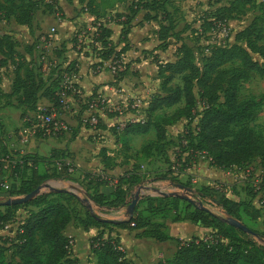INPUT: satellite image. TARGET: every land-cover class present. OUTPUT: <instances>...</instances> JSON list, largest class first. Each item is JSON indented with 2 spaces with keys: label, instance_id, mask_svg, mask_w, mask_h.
<instances>
[{
  "label": "trees",
  "instance_id": "trees-1",
  "mask_svg": "<svg viewBox=\"0 0 264 264\" xmlns=\"http://www.w3.org/2000/svg\"><path fill=\"white\" fill-rule=\"evenodd\" d=\"M96 1L79 0V3L86 4L87 11L95 15ZM216 2L219 6L209 14L202 25L204 28L201 35L206 37H209V33L213 32L218 24L228 25L230 21L241 20L251 9H255L256 5L255 0ZM164 4L166 0H163V4L160 0H145L143 8L139 7L149 13L145 20H157L160 15L154 14L152 17L150 13H155L158 9L165 14L162 20L166 24L162 25L159 31V39L163 42L161 49H166L165 43L172 33L173 37L182 40L181 33L174 31L175 24L172 23L171 16H168ZM41 6L42 2L39 0H4L0 2V17L4 16L8 20L14 18L17 24L31 29L35 13ZM139 8L132 12L131 18L127 19L128 22L124 25L131 24L133 17L139 13ZM257 10L258 14L247 27L235 35L233 43L227 41L209 46L201 63L197 61L195 50L185 42L177 49L173 62L161 63L154 58L161 81L160 93L152 96L145 111L144 121L127 123L120 134L114 132L124 150L130 149L132 136L154 133L155 140L143 147L142 152L149 155L152 151L164 154L168 143V127L186 119L188 131L179 138L177 145L181 149L177 159L178 162L183 160V171L190 169L202 155H205L212 167L221 170L241 168L255 159H259L264 168V137L258 135L250 126L256 118L259 104L253 98L241 100L240 97L242 85L253 75L264 78V8ZM96 33L97 41L105 49L101 59L113 62L121 60L127 47L118 53L110 48L109 41L113 36V30L101 26ZM127 35L123 28L121 37L126 39ZM15 53L12 38L8 36L1 38L0 54L3 57H10L12 64L17 66L11 94H4L0 89V99L20 96V104L34 111L40 97H45L56 110H61L58 93L61 91L66 72L59 74L55 79H46L41 76L40 68L30 63L26 66L24 62H15ZM123 75L124 72H120L118 78ZM177 79L181 80L182 85L173 86ZM180 105L182 106L173 114H165L166 110ZM85 109L86 106L79 114L81 123V115ZM196 119L198 123L193 127ZM7 155L19 158L21 163L9 172L5 171V164L0 163V188L5 182L4 179L7 180L10 176L12 178L18 175L17 179L20 180L17 188L12 186L11 190L10 188L7 190L8 192L4 194L5 199L26 196L50 178H70L74 174L68 172L66 160L72 159L67 155L53 157L48 169L42 173H39L40 167L38 168L41 160L35 155L18 156L17 153L0 151L1 157ZM101 155L107 163L104 151ZM184 155L187 156L183 158ZM173 174V169L169 168L157 180L179 184L178 176ZM141 184L142 175L132 169L119 179L118 186L111 194L96 192L91 198L98 207L128 208L131 203V201L126 203L128 197L132 195L134 187ZM208 191H211L213 201L225 211V217L216 215L209 209L203 210L189 202V206L182 210V200L177 197L157 199L146 197L144 202L148 203L147 212L150 217H144L137 204L134 214L123 221L103 219L80 199L69 194H43L27 204L1 207L4 210L0 208V228L14 222L15 211L24 207H30L31 211L19 224L15 237L12 238L15 257L18 260H8L7 253L10 248L0 243V264H79L71 257V240L64 234L68 226L75 222H78L85 231L92 227L103 230L92 239L91 244L97 264H131L126 254L119 249L121 244L118 239L104 238L105 231L114 228L142 231L138 237L152 238L159 242L175 240L178 249L174 257L159 264H264V234L250 228L255 235H249L227 223L229 218L242 223L243 216L258 220L260 212L254 209L251 203L225 198L215 189ZM198 196L204 206L207 195L198 192ZM73 201L85 205L84 217H75L73 208L69 206ZM193 206L194 210L191 209ZM172 213L175 215L172 218L174 223L190 221L212 229L210 238L193 237L188 242L176 240L168 235L164 223L152 222L150 219L159 217L165 220Z\"/></svg>",
  "mask_w": 264,
  "mask_h": 264
},
{
  "label": "rangeland",
  "instance_id": "rangeland-1",
  "mask_svg": "<svg viewBox=\"0 0 264 264\" xmlns=\"http://www.w3.org/2000/svg\"><path fill=\"white\" fill-rule=\"evenodd\" d=\"M3 1L4 0H0V2ZM39 1L42 2V6L41 9L35 13L31 29L17 24L14 18L8 20L4 16L0 17V39L4 36L12 38L13 43L15 44V62H24L26 66L27 63H30L36 68H40L41 76L50 80L55 79L59 74L61 75L63 72H66L65 74L71 77L75 86L73 72L76 69L77 62L70 61V58L66 55V44H69L70 53L74 51L76 53L87 54L94 59L95 64L93 67L98 70L101 69L103 63H99V59H101L105 49L97 41L98 35L96 32L98 31V28L101 26L102 28L109 26L115 28V37H111L109 41L110 48L117 53L120 52L123 44L127 43V37L126 39L122 38L121 32L123 31V28L126 33L131 29V25L124 24L128 22L127 19L131 18L134 10L139 7L143 8L145 2V0H97L94 6L96 14L92 15L87 11L86 4L79 3V0ZM226 1L229 0H225V2ZM255 2V9L249 11V19H245L244 22L253 19L258 14V8H264V0H255ZM160 3L163 4V0H160ZM164 6L166 10H169V12L167 11V14L169 17L171 16V21L175 24L174 31L182 30L184 27L190 29L185 33L183 38L187 44L195 50L198 63H201L206 55V49L209 46L214 43H224L229 41V38L231 37L230 30H228V37L223 36L218 30L211 32L208 35L209 37L201 35L204 28L202 25L210 16L209 14L213 13L217 6H219V3L216 2V0H166ZM154 14L165 18V14H163L161 9H158ZM120 26H122V28H120ZM52 29H55V32H53ZM196 33H198V35ZM176 39L177 38H174L173 40L176 41ZM167 41H169V39ZM117 62L121 63L120 72H123L124 67L121 60ZM114 63L115 62H113L112 65ZM16 66V64H12L10 57H3L0 54V69L6 67L3 74L7 75L10 81H13L15 78ZM120 72L114 75L118 78ZM1 75L2 73H0V78ZM176 85H182L180 79L173 82V86ZM240 97L241 100L253 98L259 104L256 118L250 123V126L258 135L264 137V78L253 75L248 82L242 85ZM87 100L85 101V104L88 102ZM69 105L70 102L68 101V106ZM181 106L182 105L168 109L165 111V114L171 115ZM138 110L141 111L142 109L138 108ZM134 114L137 116L136 118H143V113L138 112L137 109L134 110ZM68 115L71 116L70 114ZM57 120L68 126V122L62 118V112L59 110ZM197 123L198 120H194L192 124L193 127H195ZM187 131L188 121L186 119L168 127V143L165 147L164 154L152 151L149 155L147 152V154L142 152L143 147L148 146L155 140L154 133L148 136L134 138L131 142L132 145L130 149L126 152L125 161H123L126 163V169H133L142 175L143 184H141V187L147 185L145 182H152L151 180L157 182L156 186L152 187L154 190V195L151 197L152 199L165 197L166 194L169 195L166 197L172 198V194L179 193L182 196L191 198L196 204H198L201 203L198 192H202L207 195L204 207L222 217H225V211L213 201L210 194L211 191H208V189H215V191H218L221 196L223 195L225 198L234 201H246L251 203L252 207L260 212V218L255 220L249 216H243L242 223L252 230L264 234V168L261 166L260 160L255 159L249 165L241 168L221 170L212 167L208 159L200 157L190 169L183 171V160L178 162L177 159V155L180 154L181 150L177 145L179 144V138L185 135ZM186 156L187 155H184L183 158ZM169 168L173 169V175L178 176L179 184H173L170 181L157 180V178L163 176ZM74 170H76L75 167ZM28 174H30V172H28ZM17 178H19L18 175L17 177L12 178L10 176L7 180L4 179V181L7 182V185L10 186V190L12 189V186L15 188L19 186L20 180ZM179 185L192 189L193 193L180 189L178 187ZM137 191L138 187L134 190V195ZM7 192L8 191L3 187L0 188V201L6 200L4 194ZM79 192L81 191L79 190ZM218 196L214 197L217 198ZM17 197L22 196H16L13 198ZM146 197L150 196L144 195L138 205L143 216L149 218L150 214L147 212L148 203L144 202ZM179 199L182 200V210L189 206L187 201L181 198ZM80 200L83 203L87 200L86 205L88 207L90 206L96 214L98 213L101 215V218L106 215L111 217L116 216L109 215L110 213L102 210L100 211L95 203H91L92 198L90 195L83 196ZM84 204L73 201L69 205L70 208H73L72 210L76 218L85 216ZM1 209L4 210V208ZM191 209L194 210L195 207L193 206ZM30 211V207H24L15 211L14 222L8 224L9 227L5 226L4 228H0V243H3L7 248H10L7 253L8 260H18V258L15 257L12 238L15 237L16 229ZM174 216L175 215L172 213L169 215V218L164 221L171 226L174 224V222H172ZM119 217L124 220L128 219V216L124 211L117 215V218ZM150 219L152 222L163 221L159 217H151ZM74 224L78 225V222H75ZM174 229L180 230L182 235H184L183 229L180 225L175 226L173 230ZM166 232L168 233V227ZM211 234L212 229H206L201 238L208 239ZM150 249V243L143 241V245L129 246L126 251L129 255L130 262L133 264H155L157 259L152 261ZM71 251L75 254L76 245L74 246L73 243L70 248V252ZM173 251L174 247L160 250L158 256L162 257H159L158 260L163 257L164 259L170 258ZM91 253L92 250L90 249V257ZM82 259H84V257H82ZM86 260H84V263Z\"/></svg>",
  "mask_w": 264,
  "mask_h": 264
},
{
  "label": "crops",
  "instance_id": "crops-1",
  "mask_svg": "<svg viewBox=\"0 0 264 264\" xmlns=\"http://www.w3.org/2000/svg\"><path fill=\"white\" fill-rule=\"evenodd\" d=\"M148 14V11L140 9L139 13L131 21L127 43L123 44L121 48L127 47L126 52L121 56L124 75L120 78H117L111 72L112 61L99 59V63H103V65L101 69H95L93 67L95 62L92 57L74 51L71 54L69 44H66V55L70 58V61L77 62L76 69L73 72V80L79 91V96L69 98L70 107L68 106L66 110H59L62 112V118L68 122L69 128L67 131L49 137L33 136L26 138L23 134V129L31 125L33 117L37 112L55 109L53 104L48 98L40 97L36 106L37 109L33 111L28 109L27 106L20 104V96L0 99V151L17 153L19 154L18 156L25 154L35 155L41 160L38 165V168L40 167L39 173L45 172L48 169L53 157L67 155L75 164L76 170L72 177L50 178L47 180L44 183L48 185L45 194H69L75 196L77 199L88 195L94 197L96 192L108 195L118 186L119 179L131 171V169H126V163L123 162L125 161L127 151L124 150L122 143L117 141V136L114 132L116 131L120 134L127 123L145 120V111L152 96L160 93L159 87L161 82L154 58H157L161 63L173 62L176 59V51L181 43H187L183 37L190 30L186 29V27L182 30H176V33H181L183 41L180 39L173 40L175 37H173L172 33V35L170 34L169 41L165 43L166 49H161L160 46L163 42L159 39V31L160 27L162 25L165 26L166 23H164L161 16L157 20H145V16ZM150 16L153 17L154 13H150ZM245 19H249V14L241 20L230 21L228 23L231 33V37L229 38L230 43H233L235 35L252 21L250 19L244 22ZM109 28L113 30L112 38H114L116 33L115 28L112 26H109ZM196 34L198 35V33ZM5 68L2 67L0 69V73H2L0 89L4 94H11L13 81H10L7 75L3 74ZM98 94L106 98L111 110L100 115L101 121L98 126L86 127L81 123L79 114L84 109L85 101ZM138 108L142 110L140 111ZM136 109L138 112L143 113L142 119L136 118L137 116L134 114V110ZM141 136L148 135H134L131 139L134 140V138ZM102 151H104L107 158V163H105L101 155ZM151 181H149L150 183L145 182L147 185L142 186L145 189L142 192L143 195L153 197L154 190L152 187L156 186L157 182ZM137 187L139 190L141 185ZM135 189L136 187H134L132 195L128 197L127 204L132 200ZM84 203L86 204L87 200ZM91 203L94 202L91 201ZM89 208L92 209L90 206ZM97 208L100 211L110 213L109 215H116L115 217L107 215L102 217L109 221H123L124 219L117 218V215L123 211L127 215V207L113 209L97 206ZM97 215L101 217L98 213ZM160 222L168 227L169 236L183 242H188L193 237L203 239L201 236L207 229L200 224H194L190 221L174 223L171 226L164 220ZM178 225L182 227L184 235H182L180 230H173ZM102 231V229L96 227L85 231L79 224L72 223L69 225L64 234L71 240L74 246L76 245L75 254L71 251V257L77 260L79 264H97V259L93 252L90 257L91 242ZM141 232L114 228L106 230L104 238L118 239L121 248L123 246L122 251L126 254V258L129 261L126 249L132 245L141 246L143 245V241L150 243L151 259L152 261L157 259L155 264L174 257L178 249V243L175 240L159 242L152 238L138 237V234ZM170 247H174L170 258L164 259L163 257L158 260L159 257H162L158 256L160 250ZM84 260H86L85 263Z\"/></svg>",
  "mask_w": 264,
  "mask_h": 264
},
{
  "label": "built area",
  "instance_id": "built-area-1",
  "mask_svg": "<svg viewBox=\"0 0 264 264\" xmlns=\"http://www.w3.org/2000/svg\"><path fill=\"white\" fill-rule=\"evenodd\" d=\"M220 32L223 36L228 37V25L227 24H218V27L215 29ZM213 30V31H215ZM55 32V29H52ZM113 74H117L121 71V63L115 62L112 67ZM79 91L71 80V77L65 74L64 80L62 83L61 91L58 93L59 102L62 110H66L68 107V100L70 97L78 96ZM86 109L83 111L81 115V120L83 125H88L95 127L99 124L100 115L104 112H108L111 110L109 103L106 98L102 95H98L93 97L86 104ZM58 110L53 109L50 111H40L33 117L32 123L29 127L23 129V134L26 138L40 136V137H49L57 135L63 131L68 130V126L63 122L57 120ZM201 157L205 158V155ZM0 163L5 164V171L9 172L12 168L18 163H21L19 158L14 157L12 155H7L5 157L0 156ZM66 166L68 167L69 174H73L75 172L74 167L75 164L71 160H66ZM59 168H61V164H59ZM4 189L9 190L10 186L7 185V182H3L1 185ZM134 225V224H132ZM6 227H9L7 224ZM72 242H70L71 248ZM122 251V248H119Z\"/></svg>",
  "mask_w": 264,
  "mask_h": 264
},
{
  "label": "water",
  "instance_id": "water-1",
  "mask_svg": "<svg viewBox=\"0 0 264 264\" xmlns=\"http://www.w3.org/2000/svg\"><path fill=\"white\" fill-rule=\"evenodd\" d=\"M178 187L180 189H183V190L189 192V193H193L192 189H189V188H187V187H185L183 185H179ZM47 188H48L47 184H42L36 190H34L33 192H31L30 194H28L26 196L17 197V198H9V199L0 201V208L1 207L19 206V205L27 204V203L35 200L36 198L40 197L41 195L45 194ZM143 190H144V188L140 187L139 190L133 196L132 201H131L130 205L127 208V215L128 216H132L134 214L135 207L137 206L139 201L144 196L143 193H142ZM166 196H169V195L166 194L165 197ZM171 197H177V198L179 197V198H181V199L193 204L194 206H199L203 210H208L207 208H205L202 205V203L196 204L191 198H189L187 196H182L179 193L172 194ZM227 223L230 226L245 232L246 234L255 235V233L250 228H248L243 223H241L240 221H238V220H236L234 218L227 219Z\"/></svg>",
  "mask_w": 264,
  "mask_h": 264
}]
</instances>
